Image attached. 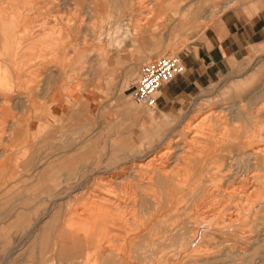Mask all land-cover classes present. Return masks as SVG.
<instances>
[{
    "label": "rangeland",
    "instance_id": "374dc122",
    "mask_svg": "<svg viewBox=\"0 0 264 264\" xmlns=\"http://www.w3.org/2000/svg\"><path fill=\"white\" fill-rule=\"evenodd\" d=\"M262 1L263 0H0V20L3 16L13 11V13H17L18 8L24 13L22 15L24 22L20 23V28H16L13 33L14 35L11 37L9 47L5 50L2 45L0 46V63L5 61L4 63L6 65H4V68L9 69L6 71H8L10 76V79L3 87L0 86V135L2 136H0V155L3 152L6 154L7 163L4 165L5 169L8 170V154L11 156V159H14L16 162L27 157L26 155L31 156L34 154L27 167V171L25 172L22 167H18V171L13 179L4 176L2 173L4 170L0 168V208H2L1 206H14L16 204L41 203L46 209L48 208L46 206L51 204V199L55 200V204H62L63 206L59 208L61 210L57 213L59 214L57 219V226L59 229L65 226V229L69 232L71 231L73 234L80 233L81 229L79 222L82 221V234H87L89 227L90 233L96 231V245H94V250L85 247L81 257L76 253L74 257L76 260L75 264H111L112 262V264H141L143 261L144 263L142 264H146L148 261H150L148 264H264V48L256 55L250 53L243 59L232 62L233 64H230V69L211 80L208 84L200 87L197 92L184 95H173L172 100L165 102L163 106H160V104L156 102L154 109L134 103L127 89L128 81L135 76L138 70L137 66L142 62L155 56L162 55L165 52H180L188 46V43L200 39L205 28L211 26L213 22L217 20L222 10L233 6H240L249 12ZM207 10L208 16L204 19L202 17ZM58 21L60 24L57 23ZM34 22H41L43 25L37 31H33L32 29L28 31V26L32 24L36 26ZM74 22L75 24H73ZM198 26L204 27L201 34L195 31ZM68 27L70 28L68 29ZM0 40H2V38H0ZM103 45L113 48H122L129 53L134 52L138 55L139 61L136 62L134 68L129 67L128 64L123 66V64L120 65L119 63L118 65L117 62L114 63V68L116 69L123 66L124 75L118 78L115 76L106 81L107 84L113 86V98L108 106L109 108L111 106L113 110L112 119L107 124L100 126L98 130L90 132L81 131L79 125L82 112L77 108L73 110V114L78 117V120L75 118V120H73V116H57L49 113L51 109V95L54 94V92L51 91L57 87L64 89L70 84L80 83L84 80V82L92 81L93 77H91V75L94 74L96 62L98 61L100 64L101 60L99 59L100 54L97 53V47ZM151 48H153L152 52L149 50ZM5 51L8 52L5 53ZM8 53H12L11 57L13 61L11 62L8 60ZM239 61L242 63L238 66L237 63ZM0 70L2 69L0 68ZM256 72L259 74L255 75ZM101 82L102 81H98L99 84H101ZM172 89H175V87H172ZM6 98L8 99L6 100ZM208 102H212V106L214 105L218 109L224 107L223 109L226 111V116L223 119L230 124L229 127H231V129L234 127V124L236 126L240 124V127L249 126L252 131H254L253 129L256 130L253 136L254 139L248 150H243L241 148L239 152L235 150V147H231V150L229 147L227 148L228 150H226V152L230 150L232 155L236 154L235 151L240 154L244 151L252 152V150H255L254 154L251 156L254 162L253 164H255L252 165L253 167H249L250 165L248 166V164H243L244 159L241 160V166L243 165V168L246 167L249 170L241 167L242 171L247 170L249 175L252 174L253 177H248L249 179L251 178L252 181L251 183H246V186L240 185L237 180L236 182H226V180L221 179L217 182V184H219L218 187L215 186L211 188V184L209 185L210 182L208 181L210 177L212 176L213 178V176H215L213 178L214 180H218L220 177L217 175L210 176L209 174L205 176V172H202L203 175L199 170L202 169L203 171L207 166H215L213 162L209 164L208 162L212 161V159L206 157L208 154L207 150H212L213 145H207L206 148L202 149L204 145V143L202 144L203 138H195L194 141L196 144L194 142L187 144L189 147H186L183 151L174 148L173 153L172 148V152L169 153L171 155L169 156L173 158L171 159L167 154V156L165 155L162 156L163 158H159L158 162L173 163V170L178 171L174 161L176 158L175 154L178 153L179 157L177 156V161L178 165L180 164L179 168L182 169L180 170V174L177 172V177L180 175V177L184 179L180 187L181 189L178 192L181 191L180 194L189 193V195H187L188 197H186V199L188 198L186 202H188L184 204L181 203L187 208L179 204L180 207L178 206V211H180L181 214L178 212V216L176 217L175 213L173 214V223L175 224L176 221L183 226V228L178 229V233L183 235L188 231H194L198 228L196 223L189 221L191 219L189 214H195V210L200 212L201 204H208L209 202L213 203L216 201V204H213V208L216 210L221 208L223 204H227L225 207L228 209L224 207L225 212L222 211L221 213L222 219H226L236 212V208L238 211L253 208V204L246 203L244 198L239 199L242 195L244 197L252 191V195L253 193L259 195L258 200H260L261 203L253 214L254 217L250 223L242 226L237 224L230 227V230L228 229L227 231H219L216 229L209 230L211 233L205 235L202 242L203 247L207 248L205 250L206 255H209L206 256L204 253L202 256L194 257L195 259L188 257L191 260L190 263L187 256H183L182 252L186 247L184 243L181 245V241H173L174 244L172 246L169 244L170 241L161 243L157 239H144L145 236H150L149 233H152L151 228H153V226L156 227L158 224H161L158 223L156 219H149L153 213L150 204L147 206L149 203L148 198L147 201H145L143 198L144 194H142L145 193L148 197V193H155L157 189L156 183L151 184L148 182V180L145 179L146 173L144 174L141 172L138 176L137 174L127 176V172L129 170L128 168L133 164L146 163L152 156L166 150L167 145L173 140V137L178 138L182 142H180L181 145L185 143L184 141L188 143L187 141L191 138L192 132L189 133L190 130L185 133L183 129L186 126H193V124L199 122L198 119L200 120L207 110L206 104ZM240 103L244 105L243 111L246 113L250 125L247 124V119L242 120L237 114L241 109ZM246 108L248 111L245 110ZM69 109L70 108H66L65 111ZM198 109H201L200 112ZM57 110L59 109L57 108ZM143 110L151 112L153 117H145ZM165 113H169L172 116L171 118H175V120L169 123L164 122L163 114ZM159 123L161 126H159ZM43 124L47 126L42 133H29L38 125ZM1 125H3V128ZM21 125H27V129L25 126ZM200 126H198L199 129L201 128ZM180 130H182V132ZM156 132L159 133V136L155 134ZM177 135L179 136L177 137ZM186 137L187 139H185ZM58 142L65 143V145L74 144L76 145V151L83 149L80 153L85 154L80 156L79 152L75 150L70 151V154L72 152L79 154V157L76 159L77 163H70L71 166L58 164V158L55 157V152L58 149L54 147ZM215 146L216 145L213 147ZM216 147H219L218 144ZM20 148L21 150H19ZM186 149L188 152H186ZM69 153H67V155ZM37 154H39V156ZM84 156L86 158L83 159L82 157ZM181 157L186 160L184 159L183 161ZM191 157H193V159ZM194 157H198L199 160L197 158V160H195ZM203 161L207 166L203 164ZM112 162L113 165L109 166ZM42 164L48 167L43 176L45 178L43 183L45 189H43L41 193H37L39 190L37 187V177L39 176L38 165L40 166ZM192 165L195 168L201 167V169H195ZM97 166L102 167V169H96L95 167ZM204 166L205 168H203ZM186 168H189V170ZM194 170H196V172H194ZM198 172L199 174H197ZM219 173L222 175L224 171L222 170V172ZM64 176L65 179L63 180ZM119 176H123L125 182L124 180L115 182L114 179H118ZM216 177L219 178L217 179ZM193 178H195L196 182H194L195 180ZM201 178L203 181H200L202 180ZM186 180L188 183L191 182L189 186ZM55 182H57L56 186H54ZM28 183L29 187L25 188ZM252 185H254V187H252ZM51 187L55 188L52 189ZM252 188H255V190L253 191ZM51 192H55V195L50 196L49 193ZM245 192L247 193L245 194ZM34 193L40 195L34 196ZM203 193L206 194L203 195ZM229 193H232L231 195H233V197ZM208 194L212 195V197H209L210 195ZM189 197H191V199ZM196 200L200 202L198 205L200 208L194 203ZM212 200L214 201L212 202ZM227 201H229V204ZM239 201H241L240 203L243 205L240 204ZM243 201L246 203L245 205ZM218 202L221 204L219 205ZM133 203H135V205ZM140 206L142 208H140ZM180 208L186 211L184 212L182 210L183 212H181ZM207 208L212 209V205ZM207 208L203 209L207 210ZM8 210L11 209L0 211V226L5 225L3 224L4 222H7L8 226V222L14 221L18 214H23L12 213ZM145 212L148 213H146L147 216L144 214ZM182 213L185 214L182 215ZM24 215L39 217L37 220L39 223L36 222V224L40 225V219L44 220L48 214L47 212H43L25 213ZM185 215L186 217L184 218ZM242 216L243 215H241V217ZM218 220L221 224V220ZM87 222L91 226H88V224H86ZM188 224L191 227L193 226V229L191 227L189 228ZM220 224L219 226L222 225ZM194 226H197V228ZM10 230L12 233L14 232L12 227L9 231ZM17 231L20 230H16V232ZM214 231L217 232L215 233ZM215 237L220 240L218 241ZM140 240L143 244L139 242ZM151 241L154 242L152 245ZM159 243L160 246H158ZM155 244L157 247H155ZM163 244H165L164 247ZM178 246L179 249H175L178 248ZM206 246H209L212 253L211 251L207 252L209 249ZM9 247L10 246H8L7 249ZM153 247L155 248L153 249ZM172 250H175V253ZM164 251H166V253ZM177 251L179 253L177 254L178 256L176 255ZM214 251L215 253H213ZM163 253L165 257L162 256ZM154 254L157 256L155 257ZM172 254L175 255L172 257ZM1 255L2 254H0V256ZM141 255L144 256V258ZM160 256L163 258H160ZM145 259H147V262Z\"/></svg>",
    "mask_w": 264,
    "mask_h": 264
},
{
    "label": "crops",
    "instance_id": "0c3cea01",
    "mask_svg": "<svg viewBox=\"0 0 264 264\" xmlns=\"http://www.w3.org/2000/svg\"><path fill=\"white\" fill-rule=\"evenodd\" d=\"M208 10L202 18H207ZM203 28L198 26L195 31L201 34ZM263 48L264 0L249 12L240 6L224 9L220 12L217 20L211 26L205 28L200 39L188 43V46L179 52L184 69L180 74L159 88L156 102L160 106H163L165 102L172 100L173 95L197 92L200 87L208 84L211 80L230 69L232 62L241 60L250 53L256 55ZM97 49V53L100 54L99 59L101 60L100 64L98 61L96 62L94 74L91 75L93 77L92 81L84 82V80L80 83L70 84L64 89L57 87L51 91L54 94L51 95V109L49 113L57 116H73V120H78V117L73 114V110L77 108L82 112L81 120L79 118L81 131H95L103 124L110 122L113 110L111 106L110 108L108 106L113 98V86L107 84L106 81L115 76L117 78L122 77L124 75V68L122 67L125 64L134 68L136 62L139 61L136 53H129L122 48L103 45L97 47ZM149 50L152 52L153 48ZM115 62L118 65L119 63L120 65L123 64V66L116 69L114 68ZM241 63L239 61L237 63L238 66ZM258 74L256 72L255 75ZM98 81H102L101 84ZM172 87H175V89H172ZM66 108L70 109L65 111ZM143 113L147 118L153 117V114L149 111L143 110ZM171 117L169 113L163 114L164 122L169 123L174 121L175 118L172 119ZM46 126L44 124L38 125L29 133H42ZM159 126H161L160 123ZM54 147L58 149L55 152L58 164L70 165V163H77L76 159L79 157V154L75 152L69 153L75 150L76 145H65V143L58 142ZM82 150L75 151L80 153ZM67 153L69 154L67 155ZM84 154L80 153V156ZM37 155L39 156V154ZM26 156L16 162L8 154L9 166H7L9 168L3 175L9 177V179H13L18 171V167H22L26 172L34 154ZM85 156L82 158H86ZM112 165L113 162L109 166ZM38 167L37 187L39 190L37 193H41L45 189L43 187L45 180L43 176L48 167L43 164L38 165ZM95 168L102 169L100 166ZM64 179L65 176L63 177ZM56 185L57 182H55L54 186ZM28 187L29 183L25 188ZM54 193L51 192L49 195L54 196ZM34 194V196L40 195ZM54 202L55 200L51 199V204L47 205L46 207L48 208L46 209L41 203L1 206L0 211L11 209L8 211L23 214H18L14 221L8 222V226L7 222L3 223L5 225L0 226V254H2L0 256V264H75L76 260L74 257L76 253L81 257L85 247L94 250L96 231L90 233L89 227L88 233L82 234V221L79 222L80 233L73 234L71 231H67L65 226L59 229L57 226L59 214L57 213H59L61 210L59 208L63 205L55 204ZM43 212H47L48 215H46L47 217L45 216L44 220L40 219V225L36 224V222L39 223L37 221L39 217L24 215L25 213ZM86 224L90 225L88 222ZM11 227L14 229L13 233L11 232L12 229L9 231ZM15 229L20 231L16 232ZM8 246L10 247L7 249Z\"/></svg>",
    "mask_w": 264,
    "mask_h": 264
},
{
    "label": "bare ground",
    "instance_id": "6f19581e",
    "mask_svg": "<svg viewBox=\"0 0 264 264\" xmlns=\"http://www.w3.org/2000/svg\"><path fill=\"white\" fill-rule=\"evenodd\" d=\"M23 1V0H22ZM32 1V0H31ZM64 1V0H63ZM8 2V1H7ZM33 3V2H32ZM6 4V3H5ZM9 4V3H8ZM11 4V3H10ZM67 4V3H66ZM16 5V4H15ZM14 5V7L16 8V6ZM18 5V4H17ZM25 5V4H24ZM4 6V5H3ZM26 6V5H25ZM9 7V6H8ZM24 7V6H23ZM22 7V8H23ZM6 8H7V6H6ZM26 8V7H25ZM24 8V9H25ZM6 10V9H5ZM15 10H17V9H15ZM28 11H29V9H28ZM223 11V10H222ZM14 12V11H13ZM13 12H11L10 14H6L5 16H3L2 18H1V20H2V23L0 24V38H2V40H0V42H1V44H0V46L2 45V47L6 50L7 49V47H9V45H10V41H11V37L14 35L13 33L15 32V30H16V28H20V23H22V22H24V20H23V18H22V15L24 14L23 13V11H21V9L20 8H18V12L17 13H13ZM27 12V11H26ZM28 14V13H27ZM50 15V14H49ZM57 16V15H56ZM49 17V16H48ZM61 17V16H60ZM59 17V18H60ZM0 20V21H1ZM53 20V19H52ZM34 23H36V22H34ZM58 24H60L59 23V21L57 22ZM72 23V22H71ZM70 23V24H71ZM54 24H55V22H54ZM73 24H75V22L73 23ZM43 25V23H36V26L35 25H30V26H28L27 28H28V31L30 30L31 31V29L33 30V31H37L38 29H40L41 28V26ZM67 26H68V24H67ZM55 27V26H54ZM70 27H68V29H69ZM74 28V27H73ZM67 29V28H66ZM78 29V28H77ZM76 29V30H77ZM20 30H22V29H20ZM23 31H24V29H23ZM27 31V30H26ZM51 32V31H50ZM78 32V31H77ZM29 33V32H28ZM33 33V32H32ZM31 33V34H32ZM27 34V33H26ZM19 35H20V33H19ZM33 35V34H32ZM65 35H66V33H65ZM21 36V35H20ZM63 36V35H62ZM33 37V36H32ZM18 38V37H17ZM27 38V37H26ZM55 38V37H54ZM25 39V38H24ZM16 41V40H15ZM74 44V43H73ZM16 46V45H15ZM1 47V48H2ZM28 50V49H27ZM53 51V50H52ZM8 52V51H7ZM6 51H5V53H7ZM166 53H170V52H166ZM9 55H8V60H10L9 62H11V61H13V58L11 57V54L12 53H8ZM4 55V54H3ZM1 58V57H0ZM3 58V57H2ZM5 58V57H4ZM6 59V58H5ZM15 59V58H14ZM20 59V58H19ZM16 61V60H15ZM20 61V60H19ZM5 62V61H4ZM4 62H1L0 63V68L2 69V70H0V86H2L3 87V85L10 79V76H9V74H8V71H6V70H9V69H5L4 68V65H6ZM10 65V64H9ZM6 67V66H5ZM11 73V72H10ZM16 74V73H15ZM14 74V75H15ZM20 76V75H19ZM9 86H12V85H9ZM159 90V89H158ZM157 93H158V91H157ZM12 94V93H11ZM8 96H10V95H8ZM251 97V96H250ZM8 98H6V100H7ZM10 100V99H9ZM15 100V99H14ZM248 100V99H247ZM133 101V100H132ZM242 101V100H241ZM245 101V100H244ZM134 102V101H133ZM135 103V102H134ZM136 104H141V105H143V106H146V107H149V108H151V109H154V107L156 106V103L153 105V106H149V105H147V104H144V103H136ZM224 104V103H223ZM245 104V103H244ZM2 106H4L3 104H1ZM224 106V105H223ZM243 104H241L240 103V111H238V116L240 117V119H244V120H246L247 119V124H249L250 125V122L248 121V118H247V115H246V113L243 111L244 109H243ZM5 107V106H4ZM206 107H207V110H206V112L202 115V117L200 118V120L198 119V123H196V124H193V126H186L184 129H183V131L186 133V132H189L190 130V132L189 133H191L192 132V136H191V138L187 141L188 143H186V141H184L185 143H183V145H181V141L178 139V138H175V137H173V140L167 145V149L166 150H164L163 152H160L159 154H157V155H154V156H152L150 159H148L147 161H146V163H136V164H133L132 166H130L128 169V172H127V176L128 175H136L137 174V176H138V174L140 173L141 174V172H143L144 174L146 173V176H145V179H147L148 180V182H150L151 184H154V183H156L155 185H156V187H157V189H156V192L155 193H148V197H147V195H145V193H142V194H144V199H145V201H147V198H148V204H147V206L150 204V207H151V211H152V213H153V215H151L150 217H149V219L150 218H153V219H156L157 221H158V223H161V224H158L156 227H154L153 226V228H151L152 229V233L150 232L149 233V235L150 236H145L144 237V239L146 238V239H149V240H155V239H157L159 242H166L167 243V241H170L169 242V244H171L172 246H173V244H174V242L176 241H181V245H183V243H184V246L186 247L184 250H183V256H187V258L188 257H191V258H194V257H197V256H202L206 251V249L207 248H204L203 247V245H202V242H203V240H204V238H205V235H207V234H210L211 232L209 231V230H214V229H216V230H219V231H223V230H230V227H232V226H235V225H237V224H239L240 226H242V225H244V224H247V223H250L251 222V220L253 219V214L256 212V209H257V207H258V205L261 203V201L260 200H258V198H259V195L257 194H255V193H253V195H252V191L251 192H249L248 194H246L247 192H245V196L243 197V195H242V197L241 198H239V199H243L244 198V200H245V202L246 203H251V204H253V208L252 209H247V210H240V211H238L237 210V208H236V212L233 214V215H231V216H226L227 218L225 219L224 217V219H222V211H224V207H225V205L227 206V204H223L222 206H221V208H218V210H216L215 208H213V204H216V201L215 202H213L214 200H212V202L213 203H206V204H201V209H203V208H207L208 206H210V205H212V209H209V208H207V210L206 209H203V210H201L200 209V212H198V211H196L195 210V214H189V216H191L190 218V222L192 221V222H194V223H196L197 225H198V228H197V226H194L195 228H197L196 230H194V231H188L187 233H185V234H183V235H181L180 233H178V229H180V228H183V226L182 225H180V223H178V222H176L175 221V224L173 223V214L175 213V217L176 216H178V212L180 213V211H178L179 209V204L181 205V206H185V205H182V204H184L185 202H186V200L188 199H186V197H188L187 195H189V193L188 194H185V193H183V194H180V192H178L181 188V184H182V182H183V178L182 177H180V175H178V177H177V172H179V174H180V170L182 169V168H179V165H178V158H177V156H178V153L177 154H175V164H176V168H178V171H174L173 169V163L172 164H169V163H166V162H158V160H159V158H161L162 156H167V154H168V156L169 155H171V154H169V153H171L172 152V148H173V153H174V148H178V149H180V151H183L186 147H189V145L187 146V144H191V143H195V138H203V142H202V144L204 143V145H203V147H202V149L203 148H206L207 147V145H209L210 146V144H212L213 146L214 145H216L217 146V144H218V146L219 147H213L212 146V150H207V155H206V157L207 158H209V159H212V161H209L208 163L209 164H212V162H213V164L215 165V166H207V165H205V162H206V158H205V162L203 163L205 166H207V168L205 169V170H203L202 171V169H201V167L200 168H198V167H196V168H198V170L199 169H201V170H199L201 173L202 172H205V176H208V174L211 176V175H217V176H219L217 179L218 180H214L213 178L215 177V176H213V178H212V176L210 177V179L208 180L210 183H209V185L211 186V188L212 187H215V186H217L218 187V185L219 184H217V182L219 181V180H221V179H224V180H226V182H231V181H233V182H236V180H237V182L240 184V185H245L246 183H251V181H252V179L250 178H248V177H253V175L251 174V175H249V170L245 167V165H244V167L248 170H243L242 171V169H241V167L243 166H241V160H243L244 159V162H246V163H244L243 162V164H248V166L249 167H253L252 165H255V164H253L254 162H253V159H252V155L254 154V152H255V150L253 151L252 150V152L251 151H247V152H243V153H237V151H235V155H232L231 154V147L233 148V147H235V150H238L239 152L241 151L240 149L242 148L243 150H245V149H249V146H251V144H252V140L254 139L253 138V136H254V133L256 132V130L255 129H253L254 131H252L251 130V128L249 127V126H242V127H240V124L238 125V126H236L235 124H234V127H232V129H231V127H229L230 126V124H228L227 122H226V120H224L223 118L226 116V114H225V110L223 109V108H221L220 107V109H218V108H216L214 105L212 106V102H208L207 104H206ZM219 107V106H218ZM247 107V106H246ZM3 108V107H2ZM201 108V107H200ZM233 108V107H232ZM199 110V112H200V110L201 109H198ZM245 110H247V108L245 109ZM248 111V110H247ZM198 112V113H199ZM250 113V112H249ZM225 114V115H224ZM252 114V113H251ZM250 114V115H251ZM227 115H229V114H227ZM231 116V115H230ZM232 117V116H231ZM254 117V116H253ZM234 118V117H233ZM231 119V118H230ZM236 120V119H235ZM235 120H233V121H235ZM3 122V121H2ZM230 122V121H229ZM234 123V122H233ZM240 123V122H239ZM243 123V122H242ZM245 124V123H244ZM28 125V124H27ZM27 125H21V126H25L26 127V129H27ZM200 125H202V126H200ZM242 125V124H241ZM254 125V124H253ZM2 126V128H3V125H1ZM11 126V125H10ZM198 126H200L201 128L199 129V127ZM10 129H14V128H10ZM1 130V129H0ZM5 131H7V130H5ZM4 131V132H5ZM178 131V130H177ZM181 132H182V130H180ZM13 132H14V130H13ZM24 132V131H23ZM217 132V133H216ZM1 133V132H0ZM3 134V133H2ZM156 135H158L159 136V133H155ZM178 134V133H177ZM181 134V133H180ZM188 134V133H187ZM183 135V134H182ZM1 136V135H0ZM179 135H177V137H178ZM256 136V135H255ZM2 137V136H1ZM11 137V136H10ZM181 138H183V137H181ZM180 138V139H181ZM1 139V138H0ZM172 139V138H171ZM185 139H187V137L185 138ZM184 139V140H185ZM179 140V141H178ZM202 140V139H201ZM168 142V141H167ZM181 142V143H180ZM146 143H149V142H146ZM196 144V143H195ZM229 144V145H228ZM199 145V144H198ZM191 146V145H190ZM192 146H194V145H192ZM201 146V145H200ZM195 147H198V146H195ZM230 147V150L228 151V152H226V150H228L227 148H229ZM192 148V147H191ZM188 149H190V148H188ZM193 149H195V148H193ZM187 150V149H186ZM196 150V149H195ZM198 150V149H197ZM152 151V150H151ZM151 151H150V153H151ZM190 151H194V150H190ZM153 152V151H152ZM177 152V151H176ZM186 152H188V150L186 151ZM206 152V151H205ZM155 153V152H154ZM195 153H196V151H195ZM200 153V152H199ZM145 154V153H144ZM156 154V153H155ZM191 154H193V153H191ZM150 155V154H149ZM152 155V154H151ZM174 155V154H173ZM188 155V154H187ZM187 155H186V158H187ZM201 155V154H200ZM181 156V155H180ZM189 156V155H188ZM191 156H194V155H191ZM195 156H197V155H195ZM254 156H256V155H254ZM170 157V156H169ZM179 157V156H178ZM183 157V156H182ZM182 157H181V159H182ZM190 157V156H189ZM188 157V158H189ZM251 157V158H250ZM163 158V157H162ZM171 158V157H170ZM173 158V157H172ZM171 158V159H172ZM192 159H193V157H191ZM195 158V157H194ZM197 159H198V157H196ZM195 158V160H197ZM200 158V157H199ZM203 158V159H204ZM166 159H167V157H166ZM185 159V158H184ZM184 159H182L183 161H184ZM162 160V159H161ZM164 160V159H163ZM170 160V159H169ZM186 160V159H185ZM199 160V159H198ZM247 160V161H246ZM165 161V160H164ZM174 161H171V162H174ZM200 161L202 162V160L200 159ZM255 161V160H254ZM134 162V161H133ZM186 162V161H185ZM196 162H198V161H196ZM211 162V163H210ZM7 162H6V154L3 152L1 155H0V168H2L4 171H2V173L4 174L7 170L5 169V165L4 164H6ZM191 163V162H190ZM199 163V162H198ZM207 163V162H206ZM189 164V163H188ZM184 165V164H183ZM187 165V164H186ZM195 165V164H194ZM197 165V164H196ZM191 166V165H190ZM193 166V165H192ZM205 166L203 167V168H205ZM121 167V166H120ZM186 167H188V166H186ZM194 167V166H193ZM195 168V167H194ZM195 168V169H196ZM243 168V167H242ZM245 168H243V169H245ZM186 169H188L189 170V168H186ZM124 170V169H123ZM185 170V169H184ZM222 170L224 171V174H222V175H220V173L219 172H222ZM183 171V170H182ZM186 171V170H185ZM192 171V170H191ZM190 171V172H191ZM184 172V171H183ZM194 172H196V170H194ZM193 172V173H194ZM248 172V173H247ZM120 173V172H119ZM182 173V172H181ZM197 174H199V172L197 173ZM203 174V173H202ZM118 175V174H117ZM204 175V174H203ZM112 177V176H111ZM194 177V176H193ZM195 177H196V174H195ZM206 178V177H205ZM125 178L123 177V176H119V178L118 179H114L115 180V182L117 181V182H120V181H123ZM141 179H143V178H141ZM144 179V180H145ZM194 180H195V178H193ZM202 179V178H201ZM208 179V178H207ZM254 179V178H253ZM113 180V179H112ZM198 181V180H197ZM200 181H203V179L202 180H200ZM112 182V181H111ZM124 182H125V180H124ZM185 182V181H184ZM186 182H187V180H186ZM185 182V183H186ZM194 182H196V180L194 181ZM114 183V182H113ZM132 183V182H131ZM145 183H146V180H145ZM188 183V182H187ZM190 184H191V182H189ZM189 183L187 184L188 186H189ZM199 183H201V182H199ZM253 183V182H252ZM117 184V183H116ZM139 185V184H138ZM196 185H197V183H196ZM152 186V185H151ZM192 186V185H191ZM190 186V187H191ZM206 186V185H205ZM228 186H230V185H228ZM246 186V185H245ZM187 187V186H186ZM189 187V188H190ZM220 187V186H219ZM252 187H254V185H252ZM128 188V187H127ZM145 188V187H144ZM184 188H185V186H184ZM193 188V187H192ZM195 188V187H194ZM256 188H258V187H256ZM147 189V188H146ZM149 189V188H148ZM152 189V188H151ZM155 189V188H154ZM220 189V188H219ZM240 189V188H239ZM243 189V188H242ZM253 189V188H252ZM150 190V189H149ZM185 190V189H184ZM212 190V189H211ZM214 190V189H213ZM225 190V189H224ZM248 190V189H247ZM255 190V188L253 189V191ZM195 191V190H194ZM144 192H146V191H144ZM207 192V191H206ZM228 192V191H227ZM234 192V191H233ZM232 192V193H233ZM238 192V191H237ZM208 193H209V191H208ZM212 193H214V192H212ZM212 193H210V194H212ZM231 193V194H232ZM139 194V193H138ZM190 194H192V193H190ZM206 194V193H205ZM204 193H203V195H205ZM210 194H208V195H210ZM227 194V193H226ZM230 194V193H229ZM230 194V195H231ZM244 194V193H243ZM235 195V194H234ZM241 195V194H240ZM207 196V195H206ZM232 197H233V195H231ZM230 196V197H231ZM202 197V196H201ZM209 197H212V195H210ZM237 197H239V196H237ZM190 199H191V197H189ZM204 198V197H203ZM220 198V197H219ZM226 198V197H225ZM236 198V197H235ZM262 198V197H261ZM117 199V198H116ZM190 199H189V202H190ZM193 199V198H192ZM213 199H215V198H213ZM230 199V198H229ZM233 199V198H232ZM121 200V199H120ZM119 200V201H120ZM205 200V199H204ZM208 200V199H207ZM235 200V199H234ZM128 201V200H127ZM211 201V200H210ZM237 201V200H236ZM188 202V201H187ZM186 202V203H187ZM197 202V203H196ZM196 202L194 201V203L195 204H197V206L199 205V203L201 202V199H200V202H198V200H196ZM206 202V201H205ZM229 201H227V203H228ZM231 202V201H230ZM241 201H239V203H240ZM244 201H243V203H244V205L246 204ZM182 203V204H181ZM232 203V202H231ZM132 204V203H131ZM134 205H135V203H133ZM218 204H219V202H218ZM221 204V203H220ZM219 204V205H220ZM229 204V203H228ZM233 204V203H232ZM237 204V203H236ZM235 204V205H236ZM240 204H242V203H240ZM134 205H133V208H134ZM186 205H188V204H186ZM204 205V206H203ZM243 205V204H242ZM144 206H146V205H144ZM179 206V207H178ZM215 206V205H214ZM239 206H241V205H239ZM199 207V206H198ZM217 207V206H216ZM229 207V206H228ZM231 207V206H230ZM237 207H238V205H237ZM246 207V206H245ZM140 208H142L141 206H140ZM184 208V207H183ZM185 208H187L186 206H185ZM200 208V207H199ZM225 208H227V207H225ZM251 208V207H250ZM131 209V208H130ZM181 209V208H180ZM194 209V208H193ZM228 209V208H227ZM226 209V210H227ZM239 209V208H238ZM244 209V208H243ZM183 209H181V212H183L182 211ZM192 210V209H191ZM230 210V209H229ZM228 210V211H229ZM233 210V209H232ZM132 211H133V209H132ZM149 211V210H148ZM174 211V212H173ZM186 211V210H185ZM184 211V212H185ZM194 211V210H193ZM192 211V212H193ZM231 211V210H230ZM234 211V210H233ZM131 212V211H130ZM135 212V211H134ZM192 212H190V213H192ZM225 212V211H224ZM140 213V212H139ZM146 213L147 212H145L144 214L146 215ZM177 213V214H176ZM142 214V213H141ZM148 214V213H147ZM151 214V213H150ZM181 214V213H180ZM185 214V213H184ZM183 213H182V215H184ZM231 214H232V212H231ZM143 215V214H142ZM144 215V216H145ZM226 215V214H225ZM241 215H243L242 217H241ZM127 216V215H126ZM147 216V215H146ZM179 216H181V215H179ZM188 216V217H189ZM182 217V216H181ZM186 217V215L184 216V218ZM187 217V218H188ZM182 219V218H181ZM218 219H220L221 220V224H220V222H219V220ZM140 220V219H139ZM175 220V219H174ZM142 221V220H141ZM150 221V220H149ZM182 221V220H181ZM183 221H184V219H183ZM139 222V221H138ZM151 222V221H150ZM167 222V223H166ZM185 222H186V220H185ZM184 222V223H185ZM147 223V222H146ZM152 223V222H151ZM154 223V222H153ZM155 223H157V222H155ZM176 223H178V224H176ZM226 223V224H225ZM228 223V224H227ZM144 224V223H143ZM142 224V225H143ZM148 224V223H147ZM150 224V223H149ZM164 226H163V225ZM219 224L221 225V226H219ZM155 225V224H154ZM125 226V225H124ZM133 226H135V225H133ZM132 226V227H133ZM141 226V225H140ZM142 227V226H141ZM144 227H145V225H144ZM143 227V228H144ZM186 227V226H185ZM188 227L190 228L191 226H189V224H188ZM193 227V226H192ZM191 227V228H192ZM147 228V227H146ZM145 228V229H146ZM238 228V227H237ZM131 229V228H130ZM138 229V228H137ZM148 229V228H147ZM193 229V228H192ZM208 229V230H207ZM240 229H241V227H240ZM150 230V229H149ZM191 230V229H190ZM238 230V229H237ZM151 231V230H150ZM183 231V230H182ZM149 232V231H148ZM215 232V231H214ZM217 232V231H216ZM215 232V233H216ZM244 232V231H243ZM226 233V232H225ZM224 233V234H225ZM224 234H222V235H224ZM141 235V234H140ZM213 235V234H212ZM214 236V235H213ZM81 237V236H80ZM122 237V236H121ZM240 237V236H239ZM82 238V237H81ZM117 238V237H116ZM136 238V237H135ZM138 238V237H137ZM209 238V237H208ZM212 238V237H211ZM216 238V237H215ZM214 238V239H215ZM223 238V237H222ZM122 239H124V238H122ZM139 239V238H138ZM214 239H212L213 241H215ZM216 239H218V238H216ZM206 240V239H205ZM220 239H218V241H219ZM174 241V242H173ZM207 241V240H206ZM212 241V242H213ZM229 241V240H228ZM140 243L142 242L141 240L139 241ZM145 242H146V240H145ZM210 242V241H209ZM223 242V241H222ZM147 243V242H146ZM152 243H154V242H152L151 241V245H152ZM157 243V242H156ZM215 243V242H214ZM219 243V242H218ZM142 244H143V242H142ZM145 244V243H144ZM208 244V243H207ZM210 244V243H209ZM217 244V243H216ZM220 244H221V242H220ZM95 245H96V243H95ZM164 245L165 244H163V247H164ZM211 245V244H210ZM158 246H160V243H159V245ZM179 246H180V243H179ZM179 246H178V248H175V249H179ZM148 247V246H147ZM155 247H157V245L155 244ZM155 247H153V249L155 248ZM175 247V246H174ZM182 247V246H181ZM206 247H208V251L207 252H209V251H211V253H212V250H210V248H209V246H206ZM212 247V246H211ZM132 248V247H131ZM160 248V247H159ZM171 248H173V247H171ZM216 248V247H215ZM226 248V247H225ZM228 248V247H227ZM130 249V248H129ZM134 249H136V248H134ZM142 249H143V247H142ZM156 249H158V248H156ZM164 249V248H163ZM162 250V249H161ZM167 250V249H166ZM181 250V249H180ZM223 250H224V248H223ZM226 250V249H225ZM140 251V250H139ZM153 251V250H152ZM158 251H160V250H158ZM170 251H171V249H170ZM173 252L175 251V250H172ZM143 252V251H142ZM145 252V251H144ZM154 252V251H153ZM165 253H166V251H164ZM223 252V251H222ZM111 253V252H110ZM116 253V252H115ZM140 253V252H139ZM149 253V252H148ZM147 253V255H149ZM156 253H157V251H156ZM155 253V254H156ZM175 253V252H174ZM213 253H215V251L213 252ZM109 254V253H108ZM154 254V255H155ZM158 254V253H157ZM177 254H179L178 253V251H177V253H176V255ZM181 254V253H180ZM111 255V254H110ZM144 255V254H143ZM153 255V256H154ZM164 255V253L162 254V256ZM169 255V254H168ZM175 254H172V257L174 256ZM204 255H206V253L204 254ZM207 255H209V254H207ZM206 255V256H207ZM142 256V255H141ZM140 256V257H141ZM145 256V255H144ZM144 256H142L143 258H144ZM157 255H155V257H156ZM160 256V258H163V257H165V256ZM178 256V255H177ZM211 256V255H210ZM121 257V256H120ZM119 257V258H120ZM141 257V258H142ZM148 257V256H147ZM149 257H150V255H149ZM159 257V256H158ZM157 257V258H158ZM112 258H113V255H112ZM128 258V257H127ZM127 258H125V259H127ZM160 258H158V259H160ZM175 258V257H174ZM180 258V257H179ZM203 258V257H202ZM115 259H118V258H115ZM133 259V258H132ZM157 259V260H158ZM165 259V258H164ZM189 260H190V258H188ZM195 259V258H194ZM206 259H208V258H206ZM217 259V258H216ZM144 260V259H143ZM146 260V262H147V259H145ZM151 260V259H150ZM155 260V259H154ZM185 260V259H184ZM208 260H211V259H208ZM213 260V259H212ZM215 260V259H214ZM218 260V259H217ZM153 261V260H152ZM163 261V260H162ZM165 261V260H164ZM186 261V260H185ZM193 261V260H192ZM198 261V260H197ZM204 261V260H203ZM109 262V261H108ZM139 262V261H138ZM141 262V261H140ZM145 262V263H146ZM150 261H148V263H149ZM167 262V261H166ZM166 262H164V263H166ZM195 262V261H194ZM201 262V261H200ZM207 262H209V261H207ZM211 262V261H210ZM110 263V262H109ZM113 263V262H112ZM111 263V264H112ZM119 263V262H118ZM136 263V262H135ZM142 263H144V261L142 262ZM141 263V264H142ZM148 263H146V264H148ZM188 263H189V261H188ZM190 263H191V260H190ZM202 263V262H201ZM121 264V263H120ZM129 264V263H128ZM131 264H133V263H131ZM154 264V263H153ZM161 264V263H160ZM163 264V263H162ZM195 264V263H194ZM197 264V263H196Z\"/></svg>",
    "mask_w": 264,
    "mask_h": 264
},
{
    "label": "built area",
    "instance_id": "2783aa9c",
    "mask_svg": "<svg viewBox=\"0 0 264 264\" xmlns=\"http://www.w3.org/2000/svg\"><path fill=\"white\" fill-rule=\"evenodd\" d=\"M184 69L178 51L155 56L138 66L135 76L128 81L127 89L135 103L153 106L158 89Z\"/></svg>",
    "mask_w": 264,
    "mask_h": 264
},
{
    "label": "clouds",
    "instance_id": "9594fccd",
    "mask_svg": "<svg viewBox=\"0 0 264 264\" xmlns=\"http://www.w3.org/2000/svg\"><path fill=\"white\" fill-rule=\"evenodd\" d=\"M119 46V45H118Z\"/></svg>",
    "mask_w": 264,
    "mask_h": 264
}]
</instances>
